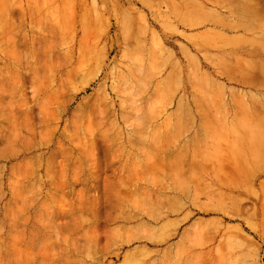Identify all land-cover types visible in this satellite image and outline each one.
<instances>
[{
    "label": "rangeland",
    "instance_id": "374dc122",
    "mask_svg": "<svg viewBox=\"0 0 264 264\" xmlns=\"http://www.w3.org/2000/svg\"><path fill=\"white\" fill-rule=\"evenodd\" d=\"M207 1L0 0V264H264V0Z\"/></svg>",
    "mask_w": 264,
    "mask_h": 264
},
{
    "label": "bare ground",
    "instance_id": "6f19581e",
    "mask_svg": "<svg viewBox=\"0 0 264 264\" xmlns=\"http://www.w3.org/2000/svg\"><path fill=\"white\" fill-rule=\"evenodd\" d=\"M205 2H206V4H208V1H207V0H205ZM206 4H204L203 7H206V6H205ZM210 5L216 7V6H219L220 4H219L216 0H213V1L210 3ZM229 12H230L231 14L236 13V12H235V9H230ZM209 24H210V23H209ZM83 81H84V80H83ZM86 84H88V81H86Z\"/></svg>",
    "mask_w": 264,
    "mask_h": 264
}]
</instances>
